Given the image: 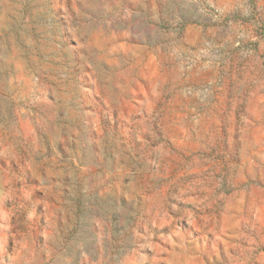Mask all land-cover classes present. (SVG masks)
I'll return each instance as SVG.
<instances>
[{"label":"rangeland","instance_id":"1","mask_svg":"<svg viewBox=\"0 0 264 264\" xmlns=\"http://www.w3.org/2000/svg\"><path fill=\"white\" fill-rule=\"evenodd\" d=\"M0 264H264V0H0Z\"/></svg>","mask_w":264,"mask_h":264},{"label":"built area","instance_id":"2","mask_svg":"<svg viewBox=\"0 0 264 264\" xmlns=\"http://www.w3.org/2000/svg\"><path fill=\"white\" fill-rule=\"evenodd\" d=\"M207 11L213 13L215 15L216 18H220L221 17V11L218 8L215 7H210V9L206 8Z\"/></svg>","mask_w":264,"mask_h":264}]
</instances>
